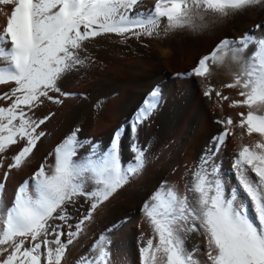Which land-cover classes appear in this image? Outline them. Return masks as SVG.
Returning a JSON list of instances; mask_svg holds the SVG:
<instances>
[{
	"label": "snow or ice",
	"instance_id": "snow-or-ice-1",
	"mask_svg": "<svg viewBox=\"0 0 264 264\" xmlns=\"http://www.w3.org/2000/svg\"><path fill=\"white\" fill-rule=\"evenodd\" d=\"M165 3L167 6L156 5L153 17L140 19L130 15L139 0H0V6H11L0 31V85H15L0 95V101H10L7 107L0 106V154L25 142L12 157L9 170L20 169L45 136L38 130L50 116L34 119L30 113L44 102L42 98L62 102L49 93L69 95L61 92L58 82L85 65L81 53L86 42L109 34L123 42L132 37L160 36L161 31L199 33L213 22L250 9L264 10V0ZM157 17L166 18L163 30ZM254 44L258 49L255 55L247 53ZM213 69L231 75V81L221 87L237 90V98L212 86L204 91V97L214 96L221 109L225 102L246 109L238 114L236 124L248 137L255 134L258 139L234 150L231 167L236 184L229 188L216 159L232 135L234 122L230 116L215 120L219 131L191 170L184 194L162 182L143 202L141 212L156 243L148 239L141 247V264H159L161 260L163 264H199L195 250L188 252L184 247L185 235L192 232L206 238L208 264H264V39L254 42L249 35L221 39L195 67L177 77L208 78ZM163 103V91L157 85L146 94L128 125L114 131L108 145L78 139L79 128L71 131L49 153L54 158V163L47 165L49 171L46 164H40L19 185L12 205L0 210V264H61L67 246L92 219V213L143 168L145 151L139 145V131ZM125 135L134 163L122 166L120 148ZM85 147L87 151L81 154ZM8 178L6 171L0 194ZM80 198L90 205L88 214L75 224V231L65 233V226L73 227L68 208ZM115 227L105 232L111 233ZM65 235L69 238L62 240ZM9 244L10 249L4 247ZM110 245L107 234L99 235L92 246L93 255L83 258L84 264H110Z\"/></svg>",
	"mask_w": 264,
	"mask_h": 264
},
{
	"label": "bare ground",
	"instance_id": "bare-ground-1",
	"mask_svg": "<svg viewBox=\"0 0 264 264\" xmlns=\"http://www.w3.org/2000/svg\"><path fill=\"white\" fill-rule=\"evenodd\" d=\"M154 1L140 0L138 7L130 15L140 19L153 17L157 12ZM0 8L3 9L0 11L2 31L5 16L10 13L11 6ZM157 21L161 30L167 27L166 18H158ZM243 35L251 36L254 42L264 39V10L250 9L223 22H213L208 29L199 33L181 29L167 34L161 31L160 36H142L139 40L132 37L123 42L121 37L109 34L86 42L85 51L81 53L85 65L58 82L61 92L69 95L49 93L62 102L57 104L42 98L44 102L30 113L34 114V119L50 116L38 130L44 131L45 136L37 142L20 169L9 170L8 165L24 146V141L0 154L3 157L0 160V181L1 176L6 171L9 172L6 185L17 190L40 164H46V171H49L47 165L54 163V158L49 153L76 128L80 129L78 139H90L101 146L108 145L114 129L121 123L127 126L126 120L136 111L143 95L153 86L159 85L163 91L164 103L139 131V145L145 151L143 168L102 203L92 213V219L83 225L84 233L93 238L94 242L101 234L109 236L110 264H115L112 256L121 257L123 254L127 257V264H141L140 249L146 246L148 239L154 237L141 212L143 202L162 182L179 194H184L185 186L191 178V170L199 164L205 146L219 131L215 120L230 116L234 122L232 135L228 137L226 146L216 159V163L220 165L221 178L229 188L236 184L231 167L234 150L238 151L242 144H251L258 139L255 134L248 137L245 129L236 124L240 119L238 114L246 112V109L229 107L228 102L221 109L214 102V96L208 99L203 95L212 86L237 98V90L221 87L223 83L231 81V75L227 71L217 73L213 69L212 76L208 78L177 77L178 73L189 72L195 67L197 60L207 54L220 38L231 37L234 40ZM256 51L258 49L255 44L247 49V53L252 55ZM14 86V83L0 85V95ZM9 103L10 101H0V106L7 107ZM80 151L83 154L87 147ZM120 156L122 166L134 163V153L129 150L127 135L121 140ZM13 172L17 173L16 176ZM3 197L0 194V210L11 206ZM89 207L80 198L74 206L68 208L72 217L69 223L73 227L68 229L65 226V233L75 231V224L88 214ZM249 215L255 221L251 206ZM113 225L117 227L111 233H106L105 230ZM68 238L67 235L61 237L62 240ZM153 243H156V239H153ZM10 244L4 247L10 249ZM72 247L73 245L67 246L61 264L67 258L71 264H76L74 261H77L80 252L76 250L77 254H70L69 249ZM184 247L188 252L195 250L194 258L199 264H208L206 238L199 232L185 235ZM159 264H163V261Z\"/></svg>",
	"mask_w": 264,
	"mask_h": 264
},
{
	"label": "rangeland",
	"instance_id": "rangeland-1",
	"mask_svg": "<svg viewBox=\"0 0 264 264\" xmlns=\"http://www.w3.org/2000/svg\"><path fill=\"white\" fill-rule=\"evenodd\" d=\"M129 119H127L126 121H129ZM14 176H16V172H13ZM2 177H4V175L1 176V181L3 180L4 182V179H2ZM7 184V181L5 182V188L3 189V192H2V196H4L3 198L12 205V202L14 200V196H15V192H16V188L15 187H12L13 189H11L9 186L6 185ZM7 190V191H6ZM10 190V191H9ZM12 190V192H11ZM9 191V192H8ZM6 193V194H5ZM12 194V195H11ZM14 195V196H13ZM6 196V197H5ZM84 231L82 230V232L79 233L78 237H76L73 242V247L69 249V253L71 254L72 252L77 254V251L80 252V255L77 257V261H74L76 262V264H84V260L83 258L85 257H88V256H91L93 253H92V246L94 244V239L93 238H89L86 236V234L84 233ZM82 235V236H81ZM84 235V236H83ZM80 241H79V240ZM66 240V239H65ZM78 240V241H77ZM80 242V243H79ZM80 245V246H79ZM86 245V246H85ZM69 246V245H68ZM77 248V249H76ZM77 250V251H76ZM75 251V252H74ZM85 252V253H84ZM91 254V255H90ZM113 257V260L115 262V264H127V257L126 255L123 254V256L121 257H116V256H112ZM81 260V261H80ZM79 262V263H78ZM63 264H71V261L70 259L67 258V260L65 259L63 261Z\"/></svg>",
	"mask_w": 264,
	"mask_h": 264
}]
</instances>
